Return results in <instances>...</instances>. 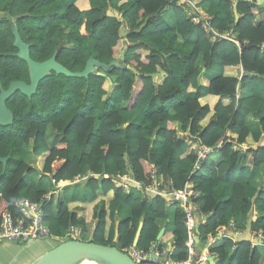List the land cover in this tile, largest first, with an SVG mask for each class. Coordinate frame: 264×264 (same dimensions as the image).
<instances>
[{
  "label": "trees",
  "instance_id": "obj_1",
  "mask_svg": "<svg viewBox=\"0 0 264 264\" xmlns=\"http://www.w3.org/2000/svg\"><path fill=\"white\" fill-rule=\"evenodd\" d=\"M95 1L0 0L4 88L29 81L26 64L15 56L13 25L30 45L32 60L43 62L55 54L71 72L82 71L90 57L108 64L128 47L120 67L97 70L103 76L52 73L31 98L16 92L7 100L13 123L0 126V157H9L3 173L0 164V214L17 215L14 203L24 197L41 205L51 237L71 240L66 235L76 227L84 238L91 232L89 242L123 252L134 245L140 223L136 247L147 250L172 211L173 228L165 225L161 242H170L174 260H184L182 210L168 208L160 197L141 200L135 190L124 192L112 181L124 173L147 181L154 169L157 177L180 185L190 176L197 142L213 150L191 177L201 213L208 217L198 225L199 251L214 257V264H259L260 254L250 242L209 243L206 236H217L232 219L246 223L255 212L259 217L250 223L251 231L264 237V180L258 189L247 181L264 167V0H191L197 7L207 4L211 26L230 31L240 48L230 41L211 42L169 0ZM108 8L120 19L109 18ZM130 112L141 121L127 123ZM51 132L61 139L50 146ZM37 172L54 187L89 175L82 181L91 200L70 209L60 196L26 183Z\"/></svg>",
  "mask_w": 264,
  "mask_h": 264
},
{
  "label": "built area",
  "instance_id": "obj_2",
  "mask_svg": "<svg viewBox=\"0 0 264 264\" xmlns=\"http://www.w3.org/2000/svg\"><path fill=\"white\" fill-rule=\"evenodd\" d=\"M171 5L179 7L186 18L198 25L204 31L206 36L211 42L221 43L230 41L234 43L237 48L241 46L234 41L233 35L230 31L218 32L211 26V19L202 12L200 7L195 6L191 0H169ZM213 153L212 149H208L201 145L195 146L196 159L191 165L190 177L183 181L180 185H176L170 179H163L157 177L155 170L150 173L147 181H138L128 173L118 174L113 179L115 188L122 189L124 192L129 193L135 190L141 200L149 201L154 197H160L165 200L168 208H179L183 212L184 225L187 228V239L185 246L187 248V257L184 260H174V249L170 242L154 241L147 250L139 249L132 245L123 253L127 254L137 264H213L209 263L211 257L207 252L199 251V242L195 241L196 231L200 220L204 217L201 213L198 201L199 192L196 190L191 177H194L197 172L202 168L203 162ZM84 176L81 180L75 178L73 182H79L87 179ZM60 183V182H59ZM56 184L60 189L62 186ZM72 183V182H71ZM47 198L49 196H46ZM17 210V215L11 212H3L0 214V242H24L29 240H37L41 238H50L48 227L45 222V214L38 203L30 202L27 198H20L14 203ZM226 227L237 231L238 227L233 221H230ZM164 234V233H163ZM80 237V232L75 227H71L67 233V238ZM254 236H261L253 233ZM163 236V235H162ZM223 236L217 231V236H206L209 243H214ZM264 240V237H262ZM200 239V237H199ZM200 241V240H199Z\"/></svg>",
  "mask_w": 264,
  "mask_h": 264
},
{
  "label": "water",
  "instance_id": "obj_3",
  "mask_svg": "<svg viewBox=\"0 0 264 264\" xmlns=\"http://www.w3.org/2000/svg\"><path fill=\"white\" fill-rule=\"evenodd\" d=\"M236 3H234L235 9ZM109 18H115L119 20L118 16H115L111 9L108 8L106 12ZM26 16V15H25ZM238 16L236 15V19ZM12 35L14 38L13 47L18 51L16 57L23 61L29 72V84L22 81H12L8 88L3 89L0 83V126L8 127L13 123V113L6 107V101L16 92H20L23 96L31 98L37 90L40 81L48 77L51 72L56 76L63 75L68 78H79L86 79L90 74H96L103 76L102 73L98 72V69L105 70L112 67H120L125 58V52L127 50V45H124L120 50V55L118 59L112 60L108 64H102L92 57L88 58L82 71L71 72L67 70L64 66L55 60V54L48 60L43 62H36L30 57V45L23 42L16 25L12 27ZM126 28L121 29V36L126 35ZM62 44L59 45V48ZM204 69H202L199 77L203 74ZM135 82L139 78V74L135 73ZM153 80L156 79L155 74L149 75ZM109 80V79H108ZM109 83L110 80H109ZM8 156L0 158V164L2 165V173L5 171ZM208 217H204L206 220ZM119 222H116V226ZM142 228V223H140L138 230L134 239V246H136L140 230ZM165 231V228H161L156 236L155 241H159ZM118 233L116 232L115 238ZM199 231H196L195 241L198 242ZM260 241V240H259ZM214 261V257H210L209 263ZM31 264H137L135 263L127 254L119 251L115 247L100 245L93 242H85L80 240H68L60 242L54 248L48 250L37 259H35Z\"/></svg>",
  "mask_w": 264,
  "mask_h": 264
},
{
  "label": "crops",
  "instance_id": "obj_4",
  "mask_svg": "<svg viewBox=\"0 0 264 264\" xmlns=\"http://www.w3.org/2000/svg\"><path fill=\"white\" fill-rule=\"evenodd\" d=\"M208 8V5H203L200 7L202 12ZM246 93V92H244ZM248 123L252 124L253 120L252 118H248ZM197 145V142L194 144V146ZM214 160H218V164L220 163L221 159L218 158V156H214ZM264 180V167H260L258 169H255L251 175L248 178V182L250 185L256 189L260 188ZM80 182V181H79ZM26 183H32V178H29ZM62 183V182H60ZM59 183V185H60ZM66 183L64 186H62L60 189H58L55 185V188L59 191L62 188H65L69 186L70 184L78 183V182H64ZM49 195L51 193L49 192ZM48 195V196H49ZM54 198L56 199L57 196L53 193ZM62 200L63 197L60 194L59 195ZM77 204L75 201L74 203H69L68 206L73 208V204ZM80 204V203H79ZM205 217V216H204ZM204 217L202 218V221L204 220ZM207 217V216H206ZM259 216L253 212L251 216L249 217V221L246 223L241 222V218L232 219L233 223L236 224V227H238L237 231H234L230 229L229 227L220 228L218 231L223 236V238L230 239L234 243H241V242H250L259 252L260 254V262L259 264H264V240L262 236H254L253 232L250 228V223L257 220ZM80 232V237L82 240H86L85 242L89 241L88 239L84 238L83 231ZM260 232H257V235H260ZM200 237V234H199ZM198 237V239H199ZM58 238L50 237V238H41L37 239L35 241L29 242H0V264H31L35 259H37L39 256L47 252L48 250L54 248L56 245H58L57 242H60ZM71 240H74V238H71ZM80 240V241H82ZM200 240V239H199ZM198 240V245L200 246V241ZM260 240V241H259ZM62 241V240H61ZM215 261V259H214ZM214 261L212 262L214 264Z\"/></svg>",
  "mask_w": 264,
  "mask_h": 264
},
{
  "label": "rangeland",
  "instance_id": "obj_5",
  "mask_svg": "<svg viewBox=\"0 0 264 264\" xmlns=\"http://www.w3.org/2000/svg\"><path fill=\"white\" fill-rule=\"evenodd\" d=\"M96 1L93 0V4L96 5ZM170 13V12H168ZM169 20V19H167ZM171 26H173L174 24V20L172 19V16H171V19L169 20ZM67 83H71L72 81H66ZM125 105V103H124ZM125 117L127 119H125V121L127 123H130V122H136V123H139L141 121V117L135 113V112H130L128 114V116L125 115ZM126 126V125H124ZM52 135H53V132H51ZM48 134V139H49V145H53L54 143L58 142L60 139H61V135L59 134H56L54 132V135H53V138H52V135ZM25 152H27V160H30V162L32 161V158H31V154L28 152L27 149H25ZM33 163V161H32ZM32 165H35V167L38 166V158L36 160V164H32ZM32 184L35 185V188L36 189H42V190H45L46 192H50L51 194H55L57 197H59V195L61 194L63 199L65 200V202L67 203H74L75 201L77 202V204H73V208H78L79 206V203L82 204L83 202H87V201H90L91 200V194H90V191L88 190V188L86 187L84 181H80L78 183H72L70 184L69 186L65 187V188H62L61 190H57L54 186H52L50 184V181H49V178H42V175L37 172L33 177H32ZM71 208V209H73ZM121 218H125V214L122 213L121 215ZM168 218H169V221L168 223L164 224L163 225V228L166 229L165 225L167 226V230H170L173 228V213L172 211H169L168 212ZM78 231H82L81 229L77 228ZM85 238L86 239H90L91 238V232L88 231L86 234H85ZM74 240H82L81 238L77 237V235L74 236ZM32 241H35V240H29V241H24V242H29L31 243ZM61 242V240H59ZM60 242H57V243H60Z\"/></svg>",
  "mask_w": 264,
  "mask_h": 264
},
{
  "label": "flooded vegetation",
  "instance_id": "obj_6",
  "mask_svg": "<svg viewBox=\"0 0 264 264\" xmlns=\"http://www.w3.org/2000/svg\"><path fill=\"white\" fill-rule=\"evenodd\" d=\"M15 55H16V54H15ZM36 62H37V61H36ZM27 72H28V69H27ZM52 73H53V72H51V74H50L49 76H51ZM53 74H54V73H53ZM28 75H29V72H28ZM54 75H55V74H54ZM49 76H48V77H49ZM55 76H56V75H55ZM28 78H29V76H28ZM22 82H24V81H22ZM10 83H11V82H10ZM10 83H9V84H10ZM24 83H26V82H24ZM26 84H29V81H28ZM8 86H9V85H8ZM8 86H7L6 88L3 87V89L6 90V89L8 88ZM37 91H38V87H37L36 93H37ZM36 93H35V94H36ZM14 94H15V93H14ZM14 94H13V95H14ZM13 95H12V96H13ZM12 96H11V97H12ZM6 107L8 108V106H7V101H6ZM8 109H9V108H8ZM9 110H10V109H9ZM10 111H11V110H10ZM11 112H12V111H11ZM0 158H4V157H0Z\"/></svg>",
  "mask_w": 264,
  "mask_h": 264
},
{
  "label": "bare ground",
  "instance_id": "obj_7",
  "mask_svg": "<svg viewBox=\"0 0 264 264\" xmlns=\"http://www.w3.org/2000/svg\"><path fill=\"white\" fill-rule=\"evenodd\" d=\"M190 177V176H189ZM121 190V189H120ZM184 219V218H183ZM49 230V229H48ZM15 243V242H14ZM18 243V242H17Z\"/></svg>",
  "mask_w": 264,
  "mask_h": 264
}]
</instances>
